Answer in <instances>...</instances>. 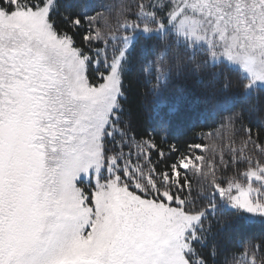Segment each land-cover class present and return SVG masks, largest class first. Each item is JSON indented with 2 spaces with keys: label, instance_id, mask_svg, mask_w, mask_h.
<instances>
[{
  "label": "snow or ice",
  "instance_id": "6c2138e0",
  "mask_svg": "<svg viewBox=\"0 0 264 264\" xmlns=\"http://www.w3.org/2000/svg\"><path fill=\"white\" fill-rule=\"evenodd\" d=\"M76 7L0 0V264H264V240L226 249L222 216L264 228V129L245 123H264V0ZM134 63L152 134L124 120ZM210 64L256 101L221 121L213 159L169 144L179 108H160L174 75Z\"/></svg>",
  "mask_w": 264,
  "mask_h": 264
},
{
  "label": "trees",
  "instance_id": "16d2710c",
  "mask_svg": "<svg viewBox=\"0 0 264 264\" xmlns=\"http://www.w3.org/2000/svg\"><path fill=\"white\" fill-rule=\"evenodd\" d=\"M71 2L77 6L76 10H79L82 3H86L87 10L92 12L93 9L99 8L102 2L113 3L119 0H71ZM124 2L130 3L131 0H124ZM146 73L147 69H145ZM227 79L231 80V87L226 89L223 85ZM237 79L234 72L222 70V66L211 64L197 74L174 75L162 94L160 106L161 114L167 113L174 106L179 108V111L171 117L169 144H175L183 150L186 142L201 143L205 147L200 154L213 159L212 145L216 144L219 147L229 142L227 131L220 128L221 121L231 113L246 109L256 102L255 97L248 99L240 95ZM126 87L129 88V99L125 102V122H131L138 131L152 134L153 129L157 127L158 117L153 111V97L150 94L146 95L145 79L140 73L138 63L133 64L132 71L127 77ZM245 123L252 127L253 132L264 129V123L254 113ZM201 132L211 135L197 139V135ZM217 132L221 133L222 139L217 137ZM164 147L167 148L168 145ZM218 155L217 149L215 150L216 159ZM189 179L193 187H196L198 175L190 172ZM222 216L232 220L223 234V242L227 250L235 248L243 241L250 240L259 243L264 240V228L261 226H246L242 221L232 218L231 213L227 211L222 213ZM220 259L222 261L223 256Z\"/></svg>",
  "mask_w": 264,
  "mask_h": 264
}]
</instances>
